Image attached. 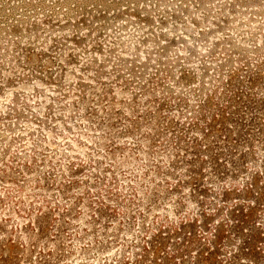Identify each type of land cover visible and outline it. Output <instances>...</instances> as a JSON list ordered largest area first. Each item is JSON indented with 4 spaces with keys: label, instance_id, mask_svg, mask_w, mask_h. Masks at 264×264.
I'll use <instances>...</instances> for the list:
<instances>
[{
    "label": "rangeland",
    "instance_id": "obj_1",
    "mask_svg": "<svg viewBox=\"0 0 264 264\" xmlns=\"http://www.w3.org/2000/svg\"><path fill=\"white\" fill-rule=\"evenodd\" d=\"M0 264H264V0H0Z\"/></svg>",
    "mask_w": 264,
    "mask_h": 264
}]
</instances>
